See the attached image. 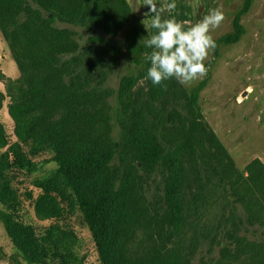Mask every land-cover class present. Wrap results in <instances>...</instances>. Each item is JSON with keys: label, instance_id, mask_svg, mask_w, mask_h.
Segmentation results:
<instances>
[{"label": "trees", "instance_id": "trees-1", "mask_svg": "<svg viewBox=\"0 0 264 264\" xmlns=\"http://www.w3.org/2000/svg\"><path fill=\"white\" fill-rule=\"evenodd\" d=\"M251 1L244 0L242 14ZM131 18L126 0H0V34L20 73L19 93L8 106L14 140L0 122V223L27 264H77L79 237L71 218L90 233L100 264H190L175 252L166 258L130 253V235L139 222L127 175L133 170L140 179L164 174L165 218L175 231L184 229V201L188 209V196L204 191L211 200L220 194L242 201L249 219L264 229V165L251 162L239 171L228 163L216 134L200 121L198 101L206 80L191 93L175 79L164 82L166 90L148 79V88L140 89L152 49L141 41L148 36L145 27L133 21L126 46L139 69L122 78L114 96L102 83L117 57L111 56L109 69L96 80L87 55L94 53L98 63L99 53L80 48L71 28L58 27L118 34ZM244 34L238 14L232 32L215 40V53ZM167 122L182 130L165 140L161 128ZM100 126L117 127L116 137L102 134ZM51 164L55 167L44 171ZM26 181L44 191L34 202L35 214L53 222L41 235L21 209L20 187Z\"/></svg>", "mask_w": 264, "mask_h": 264}, {"label": "rangeland", "instance_id": "rangeland-1", "mask_svg": "<svg viewBox=\"0 0 264 264\" xmlns=\"http://www.w3.org/2000/svg\"><path fill=\"white\" fill-rule=\"evenodd\" d=\"M126 2L133 19L118 34L91 30L81 25L72 27L58 24V27L75 31L74 36L80 48L91 46L99 53L98 63L94 53L87 55V62L93 63L91 70L96 80L102 77L106 67V70L109 69L107 64L111 63V56L117 57L116 63L111 64V69L106 71L107 76L102 83V87L111 90L114 96L122 78L135 74L139 69L134 60L135 55L127 49L126 34L132 28L133 21L141 23L145 19L144 13L148 11L143 6V0ZM160 2L161 0H157L158 5ZM176 3L177 8L172 15L186 27L198 22L211 9L220 7L225 19L211 32L215 40L232 32L233 20L239 14L245 29L241 40L234 45L220 46L217 54L215 50L210 52L205 61L209 68L205 77L190 85L178 83L182 89L191 93L202 81H207L198 101L200 121L216 134L221 146L229 154V164H234L239 171L244 170L251 162L264 165V0H252L244 14L241 13L244 0H176ZM109 11H112L111 6ZM164 15L167 16L168 13L165 12ZM103 46L105 48L100 52ZM86 67V70L90 68ZM19 77L17 63L0 34V122L12 140L15 139L14 122L8 106L19 93ZM139 88L146 90L148 81L141 79ZM114 96L108 98V101L113 103ZM172 108L169 107L171 113ZM176 108V111L183 113L181 106ZM175 125L177 127L172 123H165V127L161 128L163 139L174 137L176 131L182 130L177 122ZM100 130L102 134L112 135L114 138L118 133L117 127L100 126ZM2 151L4 149H0V153ZM53 167L55 166L51 164L44 171ZM127 175L134 201L137 202L134 208L137 213L134 212V215H139V222L131 233L128 244L133 255L149 252L151 256L159 253L166 258L175 252L179 258H188L190 264H264V229L259 222L249 219V209L242 201L223 198L220 194L211 200L206 191L201 193V197L195 192L187 198L186 205H190L188 209L185 208L184 201V229L175 231L171 222L165 218L168 207L165 201L164 174L155 173L150 177L143 175L140 179L138 171L133 170ZM215 180L213 178L212 182H208L207 187L210 188ZM20 190L21 209L26 211L28 223L41 235L42 228L53 223L40 220L33 209L34 202L44 191L29 181L24 182ZM67 217L71 216L66 215ZM58 221L64 223V219ZM70 224L79 237L76 247L79 255L77 264H100L88 230L75 218L70 219ZM0 248L5 253L0 264H27L13 248L1 223Z\"/></svg>", "mask_w": 264, "mask_h": 264}, {"label": "clouds", "instance_id": "clouds-1", "mask_svg": "<svg viewBox=\"0 0 264 264\" xmlns=\"http://www.w3.org/2000/svg\"><path fill=\"white\" fill-rule=\"evenodd\" d=\"M143 6L148 11L141 24L148 36L141 41L152 49L146 57L151 66L145 79L166 90L165 81L175 79L182 85H190L205 77L209 71L205 61L217 47L211 32L225 19L222 9H211L198 22L186 27L172 15L177 8L176 0H161L159 5L157 0H143Z\"/></svg>", "mask_w": 264, "mask_h": 264}]
</instances>
